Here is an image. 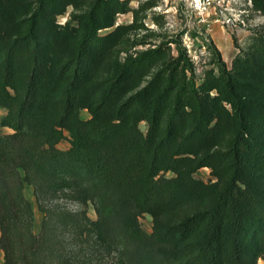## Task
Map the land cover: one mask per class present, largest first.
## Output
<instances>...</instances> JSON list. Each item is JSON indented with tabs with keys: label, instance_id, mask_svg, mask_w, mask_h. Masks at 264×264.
Masks as SVG:
<instances>
[{
	"label": "trees",
	"instance_id": "1",
	"mask_svg": "<svg viewBox=\"0 0 264 264\" xmlns=\"http://www.w3.org/2000/svg\"><path fill=\"white\" fill-rule=\"evenodd\" d=\"M156 4L0 0L1 125L13 130L0 128L2 264L40 263L25 184L37 201L66 191L92 202L86 229L123 264L264 259V25L231 66L208 43L199 77L180 45L176 56L166 43L134 51ZM202 167L216 180L196 176Z\"/></svg>",
	"mask_w": 264,
	"mask_h": 264
},
{
	"label": "rangeland",
	"instance_id": "2",
	"mask_svg": "<svg viewBox=\"0 0 264 264\" xmlns=\"http://www.w3.org/2000/svg\"><path fill=\"white\" fill-rule=\"evenodd\" d=\"M150 0H130L132 8ZM157 4L145 12L143 23L152 33L146 43L133 50L146 49L166 43L173 55L178 54V46L194 63L199 77L210 67L211 51L208 43H213L223 59L231 66L235 55L247 47L255 32L264 25V14L252 7L251 0H156ZM65 21V16L60 18ZM133 12L120 13L117 23H131ZM201 79H198L200 82ZM7 109L0 106V128L3 133L13 130L2 126ZM82 116H90L82 110ZM141 126L145 129V123ZM67 136L59 143L66 149L70 146ZM171 175V173H169ZM196 176L205 181L216 180L208 167H202ZM24 194L31 202L33 211L32 232L42 238L39 264H123L118 250L103 248L94 242L87 231L92 221L97 219L94 205L90 201L77 199L72 193L58 191L46 194L37 201L33 185L25 184ZM142 228L151 232L153 220L150 214L140 217ZM21 237L25 238L30 226L23 225ZM4 254L0 249V263ZM257 264H264L259 258Z\"/></svg>",
	"mask_w": 264,
	"mask_h": 264
}]
</instances>
